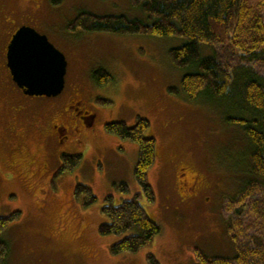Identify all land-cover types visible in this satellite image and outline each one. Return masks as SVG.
Here are the masks:
<instances>
[{
    "label": "rangeland",
    "instance_id": "rangeland-1",
    "mask_svg": "<svg viewBox=\"0 0 264 264\" xmlns=\"http://www.w3.org/2000/svg\"><path fill=\"white\" fill-rule=\"evenodd\" d=\"M38 6L18 24L47 36L66 56V86L56 98H26L43 114V133L53 135L49 145L33 134L28 151L14 154V144L0 138V218L20 215L2 236L10 245L9 264H147L149 254L161 264H197L199 255L233 258L232 205L248 179H259L249 171L248 141L239 127L224 121V109L206 96L192 101L173 91L180 90L189 72L170 57L184 39L70 30L83 13L145 20L130 0L20 4L28 11ZM218 51V46L204 49L205 55ZM98 70L115 80L101 86L94 77ZM73 101L81 102L79 110L70 107ZM57 104L70 128L63 141L54 134L56 118L49 113ZM91 116L96 117L93 125ZM139 118L150 122L147 135L155 139L157 156L149 172L156 202L148 204L144 197L139 202L163 232L150 248L114 256L111 247L124 237L100 235L99 227L107 222L105 199L129 201L142 190L134 176L138 145L110 134L106 126L133 127ZM64 156L82 160L60 174ZM122 184L128 194L119 192ZM78 185L90 187L97 202L85 207L75 195Z\"/></svg>",
    "mask_w": 264,
    "mask_h": 264
},
{
    "label": "trees",
    "instance_id": "trees-1",
    "mask_svg": "<svg viewBox=\"0 0 264 264\" xmlns=\"http://www.w3.org/2000/svg\"><path fill=\"white\" fill-rule=\"evenodd\" d=\"M66 0H49L54 7ZM146 19L126 16L99 17L79 15L71 31L103 32L112 35H143L155 38L184 39L185 44L170 51L175 65L189 71L180 90L189 100L206 96L225 111L224 121L237 126L248 141L251 156L246 187L232 205L230 236L237 247L233 258H207L199 255L197 264H264V0H130ZM220 47L221 52L205 55V47ZM94 77L101 86L113 82L114 76L98 70ZM150 122L145 119L129 127L112 123L106 130L121 140L139 147L134 176L142 194L133 200L116 202L108 196L102 213L107 222L99 227L101 236L124 237L111 247L114 256L137 254L150 248L162 234V227L139 202H156V193L149 182V172L156 162L155 139L148 137ZM81 156H64L60 174L71 172ZM130 192L126 184L118 188ZM75 195L89 207L98 198L88 186L78 185ZM84 198V199H83ZM235 204V205H234ZM236 206V207H235ZM20 215L0 218V264H9L10 245L2 236ZM147 264H161L153 254Z\"/></svg>",
    "mask_w": 264,
    "mask_h": 264
},
{
    "label": "flooded vegetation",
    "instance_id": "flooded-vegetation-1",
    "mask_svg": "<svg viewBox=\"0 0 264 264\" xmlns=\"http://www.w3.org/2000/svg\"><path fill=\"white\" fill-rule=\"evenodd\" d=\"M24 1L0 0V138L1 141L14 144V154L22 155L25 154L24 149L28 151L26 143L33 134L41 135L46 145L51 143L53 136L43 133L40 125L43 114L27 105L26 98L30 96L18 88L8 68V47L16 32L22 28L19 26L18 20L24 19L30 13H37L40 9L39 6L31 11L23 9L20 4ZM60 106L57 104L49 113L56 118L54 134L63 141L69 137L70 128L63 123ZM70 107L79 110L81 102L73 101ZM63 116L65 118V114ZM75 117L79 118L76 113ZM66 119L70 121L67 116ZM95 119L94 116L89 119L92 120V125ZM67 122L65 121L66 124Z\"/></svg>",
    "mask_w": 264,
    "mask_h": 264
},
{
    "label": "water",
    "instance_id": "water-1",
    "mask_svg": "<svg viewBox=\"0 0 264 264\" xmlns=\"http://www.w3.org/2000/svg\"><path fill=\"white\" fill-rule=\"evenodd\" d=\"M8 68L15 84L30 97L56 98L66 86V56L31 27H22L8 47Z\"/></svg>",
    "mask_w": 264,
    "mask_h": 264
}]
</instances>
